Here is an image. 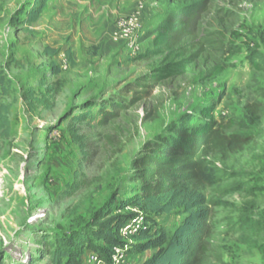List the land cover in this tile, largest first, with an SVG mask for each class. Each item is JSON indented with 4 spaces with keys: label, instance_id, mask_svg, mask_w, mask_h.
<instances>
[{
    "label": "rangeland",
    "instance_id": "obj_1",
    "mask_svg": "<svg viewBox=\"0 0 264 264\" xmlns=\"http://www.w3.org/2000/svg\"><path fill=\"white\" fill-rule=\"evenodd\" d=\"M41 1L0 0V70L10 79L0 97L10 106V133L0 138V264H50L45 238L68 239L108 206L112 216L135 213L121 205L140 185L133 163L144 144L203 124L205 113L249 141L211 159L219 177L202 188L209 236L201 264H264V0H46L26 23ZM139 6L133 36L114 42L118 22ZM197 10L192 34L171 49L156 42L170 17ZM183 59L189 63L151 85L159 67ZM249 104L258 106L254 120ZM185 216L139 215L120 229L112 264H141L157 249H124L137 230L172 232ZM90 253L82 264H100Z\"/></svg>",
    "mask_w": 264,
    "mask_h": 264
},
{
    "label": "trees",
    "instance_id": "obj_2",
    "mask_svg": "<svg viewBox=\"0 0 264 264\" xmlns=\"http://www.w3.org/2000/svg\"><path fill=\"white\" fill-rule=\"evenodd\" d=\"M45 1L42 0L26 12V23L37 21ZM198 18L199 10L180 14L175 20L170 17V25L159 30L156 42L171 49L173 42L193 33ZM171 21L179 26L171 28ZM56 52V49H45V53L49 55ZM65 56L73 64L70 50L65 51ZM188 63L187 59L168 61L150 78L151 85L162 77L171 75V72H178L179 67ZM53 68V73L59 71L58 66ZM223 69L218 68L216 73H208L209 77ZM9 87L10 79L0 70V97L8 94ZM51 90V85L46 87L47 92ZM246 108L252 119H256L257 104H249ZM9 109V105L0 103V138L7 137L10 133ZM114 113L107 114V118L114 116ZM205 117L208 120L193 129L175 127L167 136L158 135L144 144L133 163L134 180L139 181L140 185L132 198L121 205H133L135 213L112 216V207L108 206L104 211L94 214L85 227L68 232V239L59 236L45 238L48 248L43 254L48 255L49 263L82 264L81 255L87 251L96 254L100 264H112L110 249L124 242L120 229L127 222L139 215L145 221H152L154 215L168 214L178 209L186 216L172 232H167L162 227L140 228L135 235L137 240L127 245L133 253L157 249L141 264H201L207 251L206 239L209 236L206 223L209 210L202 188L216 182L219 177L211 159L227 158L242 150L249 141L245 135L226 133L222 121L214 120L209 113H205ZM71 134L78 137L76 132ZM93 238L103 242L105 246L92 243ZM193 246L196 247V254L186 260ZM260 251L264 253V245Z\"/></svg>",
    "mask_w": 264,
    "mask_h": 264
},
{
    "label": "built area",
    "instance_id": "obj_3",
    "mask_svg": "<svg viewBox=\"0 0 264 264\" xmlns=\"http://www.w3.org/2000/svg\"><path fill=\"white\" fill-rule=\"evenodd\" d=\"M140 9H141V6L135 8L134 10H132L123 20H120L117 24V27L112 31V34H111V39L114 41V42H117V41H122L124 39H129L133 36L134 34V30L138 27V20H139V15H140ZM138 221V217L134 218L132 220V224H128L126 223L122 228L121 230L123 229V231H126L131 229V227H133V223L137 222ZM113 248H117V247H113ZM128 248V245L126 244L124 246V249L127 250ZM120 250H117V253L119 255V259H122L123 258V250L120 251V254L119 252ZM91 254V257L97 261V263H100V260L98 259L97 255L94 254V253H90Z\"/></svg>",
    "mask_w": 264,
    "mask_h": 264
}]
</instances>
